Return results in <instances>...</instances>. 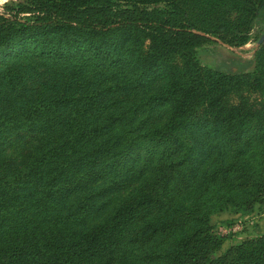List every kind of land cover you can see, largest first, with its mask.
<instances>
[{
    "label": "trees",
    "instance_id": "obj_1",
    "mask_svg": "<svg viewBox=\"0 0 264 264\" xmlns=\"http://www.w3.org/2000/svg\"><path fill=\"white\" fill-rule=\"evenodd\" d=\"M263 31L264 0H3L0 151L22 149L0 155V264H264V232L216 253L209 222L264 200V37L235 70L200 60Z\"/></svg>",
    "mask_w": 264,
    "mask_h": 264
},
{
    "label": "rangeland",
    "instance_id": "obj_2",
    "mask_svg": "<svg viewBox=\"0 0 264 264\" xmlns=\"http://www.w3.org/2000/svg\"><path fill=\"white\" fill-rule=\"evenodd\" d=\"M2 2L3 0H0V9ZM145 44L146 40H143V45ZM256 45L257 43H252L249 40L236 47L226 46L225 44H220L217 42L213 45V53L215 54H207L206 52H203V54L200 55V60L202 63L213 68H230L232 70H235L237 68V62H239L238 66L240 67L242 66V59L249 58L252 56ZM261 61L264 64V52L261 54ZM33 65L36 66L39 71H41V74H39L38 76H33L32 78H29L27 80H43L44 78H48L50 73L47 67L42 65V63L38 60H36ZM88 76L89 78H91L90 73H88ZM102 80L103 81L101 82V84H103L104 87L110 83V81H107L106 79ZM160 85L161 80L156 78L154 81H151L150 88L148 89L157 90ZM142 94L140 93V90L138 88L128 90V87L124 85L123 90H119L117 97L118 100H122L123 103H131L132 101H135L138 98H143L144 94ZM101 97V99L109 98V96ZM149 116L150 119H155L156 122L162 121V117L164 116V110L162 107L154 108L150 112ZM177 132L185 136V138L191 142L192 140H190L187 135H193L196 141L199 139L203 143H205V141L207 140L205 135L202 134V132L196 128H180L177 129ZM15 140H18V138L16 137ZM18 145L19 144L14 143L12 141L9 146L4 147L3 150L0 151V155H3L5 156V158L11 160L16 159L19 155V151L22 149ZM259 146H264V140L259 143ZM198 152L199 151L195 152L193 156L197 157ZM210 158L211 157L203 158L205 164L209 162ZM122 193L123 191H118L117 193L110 194L108 205L110 206L114 204L122 195ZM209 222L213 226V229L222 235V242L220 243L219 248L216 250V253H219L229 245L238 243L243 239H247L264 232V200L260 202H255L252 206V209L244 213L236 210V208L233 206H225L221 209L211 212L209 215Z\"/></svg>",
    "mask_w": 264,
    "mask_h": 264
},
{
    "label": "water",
    "instance_id": "obj_3",
    "mask_svg": "<svg viewBox=\"0 0 264 264\" xmlns=\"http://www.w3.org/2000/svg\"><path fill=\"white\" fill-rule=\"evenodd\" d=\"M263 37H264V31H263V33L261 34L259 40L256 43H258Z\"/></svg>",
    "mask_w": 264,
    "mask_h": 264
}]
</instances>
